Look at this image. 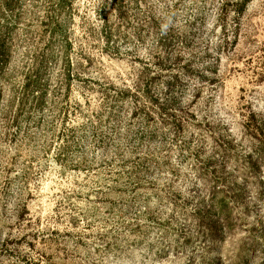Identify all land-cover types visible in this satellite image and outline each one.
Instances as JSON below:
<instances>
[{"label":"rangeland","instance_id":"rangeland-1","mask_svg":"<svg viewBox=\"0 0 264 264\" xmlns=\"http://www.w3.org/2000/svg\"><path fill=\"white\" fill-rule=\"evenodd\" d=\"M0 264H264V0H0Z\"/></svg>","mask_w":264,"mask_h":264},{"label":"trees","instance_id":"trees-1","mask_svg":"<svg viewBox=\"0 0 264 264\" xmlns=\"http://www.w3.org/2000/svg\"><path fill=\"white\" fill-rule=\"evenodd\" d=\"M216 225H218V224H216ZM217 229H218V231H220V232H222V230H223L222 227L220 228V227H218V226H217ZM219 236H221V235H219Z\"/></svg>","mask_w":264,"mask_h":264}]
</instances>
